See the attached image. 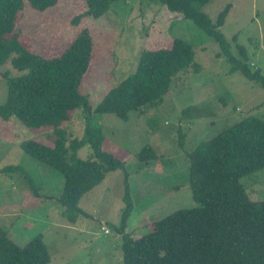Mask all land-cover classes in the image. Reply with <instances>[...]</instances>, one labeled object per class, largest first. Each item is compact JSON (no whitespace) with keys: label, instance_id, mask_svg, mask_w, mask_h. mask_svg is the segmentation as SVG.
I'll use <instances>...</instances> for the list:
<instances>
[{"label":"rangeland","instance_id":"obj_1","mask_svg":"<svg viewBox=\"0 0 264 264\" xmlns=\"http://www.w3.org/2000/svg\"><path fill=\"white\" fill-rule=\"evenodd\" d=\"M228 5L231 9L221 30L231 52L241 60L242 46L250 69L264 75V0H211L204 12L216 22ZM84 11L83 0H59L45 12L26 8L18 17V33L29 50L50 58L88 28L95 45L82 92L93 105L136 71L145 49L168 48L174 39H182L192 45L194 61L173 78L160 106L144 114L132 112L126 121L113 114L95 117L105 151L122 159L125 170L108 173L82 197L79 207L87 216L74 223L56 200L62 193V174L21 147L28 140L45 143L52 130L28 128L16 118L0 121V227L21 246L42 235L51 255L49 264H124L122 238L115 227L126 207L125 173L134 205L127 232L134 237L148 233L152 223L177 210L196 207L188 154L246 117L264 121V89L233 71L219 45L194 22L157 3L120 1L102 18L72 24ZM6 72L11 77L24 73L11 61L0 66V106L8 95V80L2 77ZM70 116L64 128L71 139L81 140L87 125L84 113L76 110ZM147 146L157 157L140 163L137 156ZM77 154L88 160L93 152L86 145ZM10 166L22 171L4 174ZM242 184L252 201H264V169L243 178Z\"/></svg>","mask_w":264,"mask_h":264},{"label":"trees","instance_id":"obj_2","mask_svg":"<svg viewBox=\"0 0 264 264\" xmlns=\"http://www.w3.org/2000/svg\"><path fill=\"white\" fill-rule=\"evenodd\" d=\"M58 1L0 0V66L11 61L15 70L24 72L18 77L7 72L2 75L8 80V95L0 106V121L16 118L28 128L52 130L45 143L28 140L21 147L62 174V193L56 200L74 223L79 216L86 215L79 207L82 197L108 173L125 170L122 159L105 151V138L95 117L113 114L126 121L132 112L144 114L160 106L170 92L173 78L192 65L194 50L182 39H174L168 48L143 50L136 71L93 105L82 92L95 45L88 28L82 29L60 55L50 58L29 50L19 36L18 17L26 8L45 12ZM83 1L85 11L73 18L74 25L85 18H102L113 4L130 0ZM148 1L194 22L219 45L233 71H240L264 89V75L250 69L242 46V59L236 58L221 30L231 5L213 22L204 12L211 0ZM76 110L83 111L87 124L81 140L71 139L64 128ZM86 145L93 155L83 160L77 153ZM156 157L147 146L137 160L149 163ZM188 159L190 189L197 206L155 221L151 230L140 237L127 232L134 205L125 173L126 207L115 227L122 238L124 264H264V201H252L242 184L243 178L264 169V121L246 117L198 144ZM18 171H22L19 166L3 169L4 174ZM35 194L38 195L36 190ZM50 261L42 235L21 246L0 227V264Z\"/></svg>","mask_w":264,"mask_h":264},{"label":"built area","instance_id":"obj_3","mask_svg":"<svg viewBox=\"0 0 264 264\" xmlns=\"http://www.w3.org/2000/svg\"><path fill=\"white\" fill-rule=\"evenodd\" d=\"M104 230H105L106 233H109L110 232L109 230H106L105 228H104Z\"/></svg>","mask_w":264,"mask_h":264}]
</instances>
